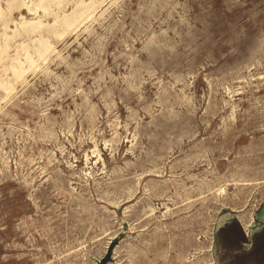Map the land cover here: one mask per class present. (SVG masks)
<instances>
[{"label":"rangeland","instance_id":"374dc122","mask_svg":"<svg viewBox=\"0 0 264 264\" xmlns=\"http://www.w3.org/2000/svg\"><path fill=\"white\" fill-rule=\"evenodd\" d=\"M0 264H264V0H0Z\"/></svg>","mask_w":264,"mask_h":264},{"label":"bare ground","instance_id":"6f19581e","mask_svg":"<svg viewBox=\"0 0 264 264\" xmlns=\"http://www.w3.org/2000/svg\"><path fill=\"white\" fill-rule=\"evenodd\" d=\"M223 222V221H222Z\"/></svg>","mask_w":264,"mask_h":264}]
</instances>
